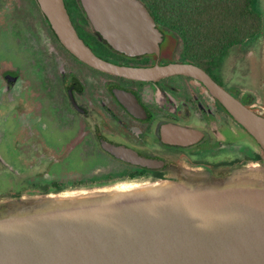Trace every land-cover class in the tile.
<instances>
[{
    "label": "flooded vegetation",
    "instance_id": "flooded-vegetation-1",
    "mask_svg": "<svg viewBox=\"0 0 264 264\" xmlns=\"http://www.w3.org/2000/svg\"><path fill=\"white\" fill-rule=\"evenodd\" d=\"M64 3L96 57L147 72L94 67L65 46L38 0H0V221L96 206L128 184L264 190V147L225 102L264 118V0L259 31L213 56L146 5L161 42L125 54L82 0ZM167 66L204 73L151 72Z\"/></svg>",
    "mask_w": 264,
    "mask_h": 264
},
{
    "label": "water",
    "instance_id": "water-1",
    "mask_svg": "<svg viewBox=\"0 0 264 264\" xmlns=\"http://www.w3.org/2000/svg\"><path fill=\"white\" fill-rule=\"evenodd\" d=\"M65 46L99 69L147 71L96 57L76 33L64 0H38ZM108 43L128 55L151 53L163 33L136 0H82ZM155 73H204L167 66ZM239 122L264 147V118L226 95ZM0 264H264V190L194 193L169 183L128 184L96 206L0 221Z\"/></svg>",
    "mask_w": 264,
    "mask_h": 264
},
{
    "label": "trees",
    "instance_id": "trees-1",
    "mask_svg": "<svg viewBox=\"0 0 264 264\" xmlns=\"http://www.w3.org/2000/svg\"><path fill=\"white\" fill-rule=\"evenodd\" d=\"M160 9L162 24L211 56L257 33L262 25L259 0H143Z\"/></svg>",
    "mask_w": 264,
    "mask_h": 264
}]
</instances>
